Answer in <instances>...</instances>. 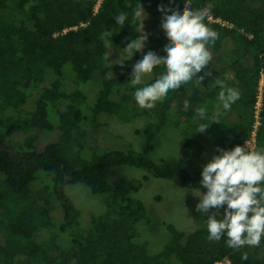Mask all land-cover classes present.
Instances as JSON below:
<instances>
[{
    "label": "trees",
    "instance_id": "1",
    "mask_svg": "<svg viewBox=\"0 0 264 264\" xmlns=\"http://www.w3.org/2000/svg\"><path fill=\"white\" fill-rule=\"evenodd\" d=\"M191 2L193 9L213 5L208 15L213 21L205 19L219 33L210 48L212 61L206 71L211 75L201 84L194 79L169 91L163 102L148 110L139 108L134 92L154 83L164 67L155 68L141 85L126 81L130 82L134 64L148 51L166 55L163 48L168 40H163V14L158 8L182 11L184 0H0V264H215L224 260L264 264L260 253L264 240L259 247L238 251L227 246L226 237L210 242L207 218L188 233L165 224L170 239L159 253L151 254L139 241L136 224L147 223V215L134 197L147 176L110 180L114 168L127 166L206 192L200 185L203 168L156 156V136L166 129L178 132L180 151L194 162L202 155L200 137H212L214 150L206 165L220 154L217 147L244 146L253 131L258 86L264 78V0ZM139 3L146 14L145 47L131 58L114 56L108 45L126 48L140 35L136 28L143 17L135 15ZM121 11L127 13L123 27L114 18ZM66 65L75 78L64 86ZM96 73L101 85L95 100L86 104L80 84L94 81ZM218 81L240 92L230 111L220 106L218 95L225 89ZM122 85L124 92L112 99V90ZM84 105L89 115L82 113ZM218 106L223 113L220 123H211ZM49 107L56 113L55 124L48 119ZM201 108L205 117L197 114ZM101 114L121 122L141 119L144 127L137 133L144 136V147L135 152L125 143L108 150L89 145L87 134L107 128L98 119ZM258 122L255 150L264 148V85ZM205 123H211L208 129L196 132ZM38 134L47 140L40 151ZM84 152L90 156H83ZM71 184L85 186L91 197H99L106 206V212L91 217L85 227H79V213L63 190ZM223 211L222 207L219 214ZM42 236L46 239L37 241Z\"/></svg>",
    "mask_w": 264,
    "mask_h": 264
},
{
    "label": "clouds",
    "instance_id": "2",
    "mask_svg": "<svg viewBox=\"0 0 264 264\" xmlns=\"http://www.w3.org/2000/svg\"><path fill=\"white\" fill-rule=\"evenodd\" d=\"M212 8L213 5L209 3L203 8L193 9L191 0H184L182 11L158 8L163 14L161 27L168 40L163 48L166 55L161 57L153 51L143 55L133 66L130 84H143L158 66H163L165 70L154 83L135 90L134 99L139 108L151 110L157 102L167 98L169 91L178 90L194 79L197 84H201L205 76L211 75L206 71L212 61L210 48L219 39V33L205 23ZM135 15L143 18L136 28L140 35L125 48L129 58L141 52L148 39L142 23L146 14L140 3ZM114 18L116 24L123 27L127 13L121 11ZM107 35H111V32L108 31ZM107 59L109 57L105 56ZM217 83L225 89L218 95L220 106L224 111H230L231 106L240 99V92L224 82ZM188 106L189 101L185 100L184 108ZM220 106L212 115L211 123H220L219 118L223 114ZM197 114L205 117L206 110L198 109ZM211 123L198 125L196 132H205ZM216 151L220 154L213 155L201 172L200 185L207 191H199L197 195L199 203L196 210L207 215L206 239L219 242L226 237L227 246L236 251L245 246L259 247L264 240V148L252 150L246 141L244 146L237 145L231 150L217 147ZM222 207L223 218L217 219ZM213 209L217 211L212 212ZM247 258V253H244L242 259Z\"/></svg>",
    "mask_w": 264,
    "mask_h": 264
},
{
    "label": "rangeland",
    "instance_id": "3",
    "mask_svg": "<svg viewBox=\"0 0 264 264\" xmlns=\"http://www.w3.org/2000/svg\"><path fill=\"white\" fill-rule=\"evenodd\" d=\"M163 40L167 41L166 36H164ZM108 48L111 51L113 50L114 56L124 59L129 58L128 51L125 50L124 46L108 45ZM63 74L65 76L64 86H67L75 78L69 65L64 66ZM93 79L94 81L91 80L80 84V90L85 92L88 99L86 104H91L95 100L94 98H96L101 85L97 81V73L93 76ZM129 83V81H126V84ZM123 92V85L116 87L112 90L111 98L115 100ZM31 101L32 98H29L28 103ZM80 109L82 113L89 115L90 111L87 110L85 105L80 107ZM48 119L53 124L57 122L56 113L51 107L48 108ZM98 119L103 125H107V128L100 127L96 134H87L89 145L108 150L121 148V146L124 147L125 144H129L131 150L135 152L140 151L144 147V136L142 133H137L144 127V122L141 119L121 122L114 116L106 114L99 115ZM46 142L47 140L41 134H38L36 141L37 150L40 151ZM179 142V133L172 129H166L156 136L154 152L159 157L174 158L183 163L186 162V164L192 162L195 167L202 169L204 162L208 160L214 150L211 146L212 137L208 136L202 139L200 137L199 147L202 150V155L199 160L194 162L193 159L188 158L180 151ZM83 156L89 157L90 153L84 152ZM143 176H147V180L141 181V186L134 194V197L144 205L147 223L138 222L136 229L139 233V241L146 243L151 254H157L170 239V233L166 229L165 224L172 225L177 231L188 233L200 226L203 220L207 218V215L204 213L199 215L200 213L196 210V205L199 203V197L197 196L199 191L181 187L170 180L154 178L143 169L119 166L113 169V176L110 180L121 177L130 180H140ZM43 177H46L49 180L48 184H51V180L47 175L41 174L40 178L43 179ZM39 182L40 180L35 182L32 187ZM63 190L65 196L72 202L79 213V227H85L91 217L99 216L106 212V206L101 199L99 197H91L85 186L81 184L65 185ZM211 211L215 212L217 210L213 209ZM196 216H198L197 219ZM216 218L222 219L223 215L218 214ZM36 239L37 241L44 240L46 237L42 236L39 239L36 237ZM61 241H64V239ZM260 253L264 257V246L261 247ZM172 264H174L173 261Z\"/></svg>",
    "mask_w": 264,
    "mask_h": 264
},
{
    "label": "built area",
    "instance_id": "4",
    "mask_svg": "<svg viewBox=\"0 0 264 264\" xmlns=\"http://www.w3.org/2000/svg\"><path fill=\"white\" fill-rule=\"evenodd\" d=\"M209 21H213L210 16H208ZM264 85V78L262 77L259 82L258 86V95H257V102L254 106V118H255V123L253 126V131L250 134V137L244 141L243 145H245L246 141L248 142V145L250 149L255 150V130L257 125L259 124L258 119H259V112H260V107H261V97H262V87ZM215 264H229L228 261H220L216 262Z\"/></svg>",
    "mask_w": 264,
    "mask_h": 264
}]
</instances>
